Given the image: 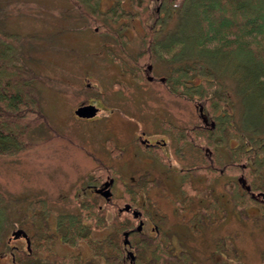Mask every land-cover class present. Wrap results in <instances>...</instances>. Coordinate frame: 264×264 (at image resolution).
<instances>
[{
	"label": "rangeland",
	"instance_id": "obj_1",
	"mask_svg": "<svg viewBox=\"0 0 264 264\" xmlns=\"http://www.w3.org/2000/svg\"><path fill=\"white\" fill-rule=\"evenodd\" d=\"M112 4L113 0H100L99 6L106 11ZM158 5L159 0H153L152 10L157 11ZM121 6L124 11L119 13L116 21L108 20V23L110 28L119 30L125 51L117 44L111 31L105 28L104 31L97 30L95 23H88L70 0H0V29L20 34L22 61L34 72L32 85L45 116L31 130L29 147L16 154H0V192L8 197L10 207V224L3 237L5 245L0 246V264H11L12 256H25L24 239H19V236L13 238L11 234L18 228L24 230L27 237H35L36 245L31 253L43 263L58 264L57 257L69 256L71 259L77 258L73 264L127 263V260L123 261L124 256H129L122 247L125 245L123 236L118 239L115 232L114 210L109 206L113 204L104 202L99 195L93 197L102 208L105 207L103 216L106 224L91 227L87 240L80 239L74 245H69L60 239L55 229L57 214L76 212L78 201L91 193L82 190V187L83 183H87L84 176L92 174L91 168L96 159H92L81 147L92 150L105 163L116 165L120 180L132 188L138 204H144L145 198L148 201L156 200L157 205L151 207L153 213L150 214L157 217L159 229L167 228L169 233L166 236L170 243H166L170 250L163 260L166 264H187L189 261L185 257L196 264H263L264 224L258 222L252 213L241 211L236 200H233L232 191L231 201L227 205L222 208L215 204L214 207L215 214L220 216L222 212L224 218L203 225L195 221L192 206L175 201L183 199L182 190L181 194L176 187L182 182L180 175L177 176L174 169L163 170V165L161 169L153 163L148 167L143 162L144 159L147 162L146 157L143 160L138 158L147 155L142 151L138 155L133 154L141 149L134 141L135 130L140 129L148 136L161 133L170 144L167 151L173 166L178 169L181 166H198L202 163L201 154L183 147L181 150L184 154L179 155L177 139L169 126L187 127L201 117L197 102L165 91L159 78L164 80L169 69L162 63L150 64L149 71L146 70L148 74L145 72L142 79L135 78L134 64L125 52L135 56L145 50L142 37L146 32L144 26H148V23H143L139 15L141 8L133 0H123ZM175 19L176 14L168 20L166 28H172ZM117 57L123 62L119 63ZM151 77L153 80H150ZM218 81L222 85L219 86L220 90H225L233 102V106L228 107V112L233 116L231 120L243 124L246 131L247 122L251 121L254 129H258L253 136L264 138V123L256 117L262 106L259 94L252 96L257 101L252 108L256 114L253 111L249 114L245 109L244 115L234 80L226 75L219 77ZM87 98H97L105 106V112L93 118L76 117L73 108ZM204 116L209 123L208 114ZM107 137L119 147L121 155L113 157L105 151L104 141ZM235 144L236 140L231 139L229 146ZM192 171L195 176L191 177L190 190L185 197L193 199L190 201L193 204L194 200H201L196 194L207 183L216 193L221 191L224 181L236 178L232 174L223 178L215 174L209 180L204 173ZM145 186L150 187L146 193ZM122 188L120 181L112 186L119 196L126 195ZM37 199L45 201L40 210L30 205L31 201ZM113 200L118 206L124 201L115 197ZM43 210L45 213L49 211L48 214L45 215ZM160 213L165 217L159 221ZM121 214L128 215L124 211ZM48 235L53 238L45 248H41L37 243L43 242L44 236ZM130 236L138 242L146 239L141 233ZM109 239L112 243L117 242L116 249L111 247ZM217 240H223L230 246L225 251L228 261L217 260L214 253ZM153 246L150 244L147 248L140 244L138 248L127 249L137 254L140 264H158L150 252ZM15 247L22 252L16 253ZM181 251L189 254L182 255ZM59 263L72 264L70 261Z\"/></svg>",
	"mask_w": 264,
	"mask_h": 264
},
{
	"label": "trees",
	"instance_id": "obj_2",
	"mask_svg": "<svg viewBox=\"0 0 264 264\" xmlns=\"http://www.w3.org/2000/svg\"><path fill=\"white\" fill-rule=\"evenodd\" d=\"M70 1L88 23H95L97 30L104 31L105 28L111 31L117 44L124 50L119 30L110 28L108 23V20L116 21L119 13L124 11L121 6L123 0H113L112 6L106 11L100 9V0ZM133 2L141 8L139 15L143 23H148V26H144L146 32L142 37L145 50L135 56L125 52L134 64L135 78L142 79L146 72L145 65L162 63L169 69L168 76L160 82L165 91L197 102L203 109L202 112L214 121L212 128L209 123L199 119L190 126L170 125L169 129L179 145L188 142L198 147L202 163L195 169L204 173L206 178L212 179L223 166L224 172L238 177L229 181V189L236 205L240 207V175L243 173L246 185L254 182L253 168L264 165V157L258 158L264 153V138L253 136L258 129H254L251 121L247 122L246 131L243 124L231 120L233 116L228 112V107L233 106V102L225 90H220L219 86L222 85L218 79L227 75L234 80L244 115L245 109L249 114L253 111L257 101L252 96L259 94L262 106L256 117L264 123V0H159L158 12L151 8L153 0ZM174 14V26L166 28L168 20ZM164 29L165 33L161 34ZM20 39V34L0 29V154H16L29 147L32 141L31 130L45 118L37 91L32 85L34 72L22 61ZM117 58L119 63L123 62L121 58ZM253 112L256 114V110ZM231 139H235L236 144L229 146L230 158L228 162H224L216 151L227 141L230 145ZM203 150L212 151L213 154L208 157L203 154ZM96 162L94 174L85 175V182L99 183L107 175L113 176L115 183H122L126 194L116 196L115 199L135 200L134 191L120 180L119 173L114 168L107 171L108 167L101 161L96 159ZM181 190L184 195H188V175L183 176ZM246 199H251L248 194ZM30 205L37 208L35 210H40L45 201L37 199L31 201ZM109 206L114 210L112 217L119 239L122 230L132 226L134 219L128 220L125 215L117 212L116 206ZM9 208L8 197L0 192V246L5 245L3 237L10 224ZM104 208L95 198L86 197L78 201L76 212L57 214L55 229L60 234V239L69 245H74L80 239L87 240L91 227H103L106 224ZM48 212L44 211L45 215ZM52 235L44 236V243L41 242L43 248ZM111 245L113 249L118 247L117 242L111 241ZM26 251L23 253L25 256H14L11 264H23L24 261V264H49L38 260L28 249ZM18 252L20 251L16 249V253ZM152 254L158 264L167 255L159 245L152 250ZM56 260L60 264L59 262L64 261L72 263L76 259L57 257Z\"/></svg>",
	"mask_w": 264,
	"mask_h": 264
},
{
	"label": "flooded vegetation",
	"instance_id": "obj_3",
	"mask_svg": "<svg viewBox=\"0 0 264 264\" xmlns=\"http://www.w3.org/2000/svg\"><path fill=\"white\" fill-rule=\"evenodd\" d=\"M150 64H148L146 66V70L149 71ZM146 74H148L146 72ZM150 80H153V77H151ZM163 80V78H159V81L161 82ZM88 85V84H87ZM89 86V85H88ZM94 105L95 108H97L95 114L91 117H80L75 113V109L80 106V105ZM104 105L103 103H101L99 100H97V98H87L82 100L75 108H73V112L74 115L78 118H93L96 115H102L105 112L104 109ZM102 111V112H101ZM101 112V113H100ZM199 116L201 117L202 121L204 123H207V120L204 116V113L202 111H200ZM209 124H210V128H212L214 126V121L209 118ZM186 127V126H183ZM161 133L158 134H154L153 136H148L145 134V132L143 130L137 129L135 130V134H134V141L135 143L140 146L141 149H137L136 151H134L133 154L138 155L141 151L144 152L145 155L144 157H139L140 159L145 158L146 157V161L145 162L143 159L144 164H146L148 167H150L149 164L153 163V164H157L159 167L160 166H164L163 170H168V169H174L178 174L180 175V179H183L184 175H188L189 179H190V186H191V181L194 178V173L192 170H196V165L190 166V167H180L178 169L177 166H173V164L170 162V158H168V147L170 146V144L168 143V141H166V139L160 135ZM173 137L176 138L173 134ZM186 143V142H185ZM81 146V145H80ZM176 146H178V148L180 149V151L178 153H180L179 155H181L183 153V151L181 150V148L185 147L187 148L190 152H194L195 154H197V152L199 154H201L198 151V147L197 146H193L191 144H182L179 145V142L176 141ZM83 149H85V152L87 151V154H89L90 156H92V159H97L99 161H101L102 164H104L106 167H108V170H110V168H114L116 172L119 173L118 167L114 164H107L105 163L102 159L99 158V156H97L95 153L92 152V150L86 149L84 147H81ZM104 148L105 151L108 154H111V156H119L121 155V151L119 149L118 146H116V144L114 143V141L107 137L104 141ZM177 149V148H176ZM218 150L216 151L221 157H222V161L224 162H228L229 161V142L227 141L225 145H222V147H218ZM226 149V150H225ZM104 151V152H105ZM203 154L208 155V157H211V155L213 154L212 151H202ZM184 154V153H183ZM262 157H264V153H261L258 158L261 159ZM152 160V161H151ZM261 161V160H260ZM95 165L91 168V172L92 174H94V168H96L95 166L97 165V162L94 160ZM165 165H167V168L165 167ZM153 169V168H152ZM161 169V167H160ZM224 166L223 168L219 169L218 172V176H222V178L225 177H229V174H227L226 172H224ZM254 182L251 184L246 185V183L243 180V173H241L240 178H241V198L238 200L240 202V209L241 211H243L245 213V211H248L247 213H252L254 216H256L258 218V222L263 223L264 224V165H260V167H254ZM197 171V170H196ZM147 173V172H146ZM148 174V173H147ZM200 174V173H199ZM90 175V174H89ZM193 177V178H191ZM150 181V180H149ZM115 183V180L112 176L107 175L106 178H104L102 181H100L99 183H93V182H87L86 184L83 183V187L82 190H86V192H91L90 195L88 197H93V195H99L101 198L104 199V202L112 203L113 205L116 206L117 208V212L121 214V212H126L128 215L125 216L126 218L129 219H134L135 221V225L126 227L122 230L121 235L123 236L122 238V242L125 244L124 246L122 245V247L125 249V251H129L127 248H135V247H139L140 244H142V247H150L151 245H154L151 249L150 252L152 253V250H154L157 245H159L163 251V253L165 254H169V250L170 247L168 246V243H166V241L169 242L168 238H167V228L165 229H159V225L158 223H156L157 221V217H155L154 215L150 214L151 211V207L154 206L156 202V200H151L148 201V198H145L144 204H138L137 202V198H135V200L130 201V200H124L123 203L118 206V204H116V202H114L115 200L114 197L119 196L117 195V193L112 189L113 184ZM182 183V182H181ZM181 183L180 184H176V187H178L179 191L181 192ZM258 183V185H256ZM209 183H207V185L205 186L204 189H202L200 191V193L197 192L196 196L199 197L201 200H194L195 204L191 203L190 201H192L193 199H188L187 195H183V199H176L175 201L177 203L180 204H186L189 206L193 207V216L195 218V221L201 222L203 223H213L214 221L217 220H222L224 218V213L221 212V215H216L215 214V204H217V207L227 205L229 201H231L230 198V189H229V179H227L226 181H224L222 183V189L220 192L216 193L214 192V188L212 189L209 185ZM145 185V184H143ZM253 187H257L256 189H254ZM108 190V195L104 196L103 192L105 190ZM150 190L149 186H145V193L148 192ZM250 196V200L246 199V195ZM122 196V194H121ZM119 196V197H121ZM195 199V198H194ZM189 200V201H188ZM205 201L206 204L204 205H199L198 202H202ZM248 202V205L246 204ZM182 202V203H181ZM219 203V204H218ZM100 205V204H99ZM157 205V204H155ZM180 206V205H179ZM127 207V208H126ZM248 209V210H247ZM252 211H251V210ZM153 213V212H152ZM165 215L162 213L159 214V221L164 218ZM133 221V223H134ZM163 221H165V219H163ZM204 225V224H203ZM139 226V227H138ZM116 232V231H115ZM143 234L146 239L145 240H141L140 242H138V240H133V237L131 238L130 235H135V234ZM169 234V233H168ZM28 235V234H27ZM19 239H24L25 244H26V248L24 249L25 252H27L26 250L28 249V251L31 253L33 250V246L36 245V240H34L35 237H29L28 236V243L25 240L24 237L19 236ZM33 238V240H32ZM126 239V241L124 242V240ZM219 239H223V238H219ZM34 242V244H33ZM40 243V241H39ZM38 245L41 246V243ZM44 243V241L42 242ZM170 243V242H169ZM28 244V245H27ZM48 244V242H47ZM50 246V244H49ZM215 247V251L214 253L217 254V260L218 261H228V257L225 258V251L227 248H229L230 246L224 242L223 240H217L214 244ZM16 249H18V247H15ZM41 248H43L41 246ZM136 248V249H137ZM20 252H22L21 249ZM135 251V250H134ZM131 252V251H130ZM179 253V252H178ZM184 253H188V252H180V254H184ZM189 254V253H188ZM129 256H124L123 257V261L127 260L128 264H140L139 262V257L137 256V254H129ZM165 256L163 257V260H165ZM188 256V255H187ZM71 257V256H69ZM126 258V259H125ZM187 258V257H185ZM184 258V259H185ZM13 259V256H12ZM74 259V258H72ZM77 259V258H75ZM188 259V258H187ZM162 260V263L159 264H166L164 261ZM189 262H187V264H196L195 262H190V259H188ZM184 262V261H183ZM126 263V264H127ZM186 263V262H185ZM73 264V263H72ZM148 264V262L146 263ZM264 264V263H263Z\"/></svg>",
	"mask_w": 264,
	"mask_h": 264
},
{
	"label": "water",
	"instance_id": "obj_4",
	"mask_svg": "<svg viewBox=\"0 0 264 264\" xmlns=\"http://www.w3.org/2000/svg\"><path fill=\"white\" fill-rule=\"evenodd\" d=\"M150 67V66H149ZM97 108L94 107V105L88 104V105H80L75 109V113L80 116V117H91L95 114ZM199 111H201V107H199ZM108 190L106 189L103 194L104 196L108 195ZM127 208V207H126ZM139 227V226H138ZM13 238H16L20 235L24 236L28 242V237L27 234L25 233L24 230L21 228L15 229L11 232ZM126 239L124 240V242ZM129 254H132V252L128 251Z\"/></svg>",
	"mask_w": 264,
	"mask_h": 264
}]
</instances>
